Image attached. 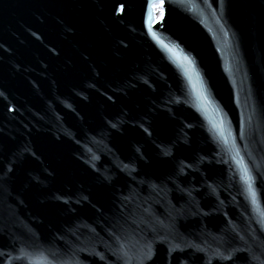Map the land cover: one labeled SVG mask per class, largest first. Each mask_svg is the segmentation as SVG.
<instances>
[{"label": "water", "instance_id": "obj_1", "mask_svg": "<svg viewBox=\"0 0 264 264\" xmlns=\"http://www.w3.org/2000/svg\"><path fill=\"white\" fill-rule=\"evenodd\" d=\"M0 264H264V0H0Z\"/></svg>", "mask_w": 264, "mask_h": 264}, {"label": "bare ground", "instance_id": "obj_2", "mask_svg": "<svg viewBox=\"0 0 264 264\" xmlns=\"http://www.w3.org/2000/svg\"><path fill=\"white\" fill-rule=\"evenodd\" d=\"M154 11H155V20H160L161 17L163 16V9H162V6L159 5V7L156 8Z\"/></svg>", "mask_w": 264, "mask_h": 264}, {"label": "snow or ice", "instance_id": "obj_3", "mask_svg": "<svg viewBox=\"0 0 264 264\" xmlns=\"http://www.w3.org/2000/svg\"><path fill=\"white\" fill-rule=\"evenodd\" d=\"M157 7H159V5H156Z\"/></svg>", "mask_w": 264, "mask_h": 264}]
</instances>
